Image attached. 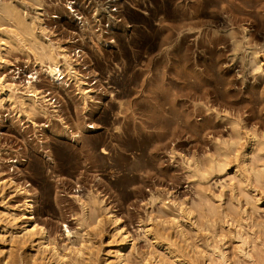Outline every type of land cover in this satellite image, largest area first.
<instances>
[{
  "label": "rangeland",
  "instance_id": "rangeland-1",
  "mask_svg": "<svg viewBox=\"0 0 264 264\" xmlns=\"http://www.w3.org/2000/svg\"><path fill=\"white\" fill-rule=\"evenodd\" d=\"M67 1L41 0L43 18L53 44L80 58L76 68L91 98L82 100L66 76L60 94L49 95L60 102L53 123L31 113L39 127L10 103L0 105V178L13 176L34 192L33 215L59 246V256L21 248L16 264H61L63 254L69 264H116L113 229L108 221L96 227L94 196L129 230V264H177L147 227L170 236L184 264H224L212 250L217 245L226 264H264V181L248 173L264 163V70L255 71L253 63L254 56L264 62V0H121L116 16L122 26L112 30L111 47L81 35L82 18H69ZM71 1L80 17H92L86 0ZM18 43L0 53L7 60L0 61V75L24 84L33 74L48 92L52 79L41 67L35 73L33 49ZM78 119L96 128L72 141L64 126L75 130ZM225 153L224 170L209 168ZM22 204L23 195L10 188L0 197V209L19 216ZM83 228L89 234L80 256L65 248L82 242ZM240 235L251 241L244 246L254 259L238 253ZM4 244L0 264L10 250Z\"/></svg>",
  "mask_w": 264,
  "mask_h": 264
},
{
  "label": "bare ground",
  "instance_id": "bare-ground-1",
  "mask_svg": "<svg viewBox=\"0 0 264 264\" xmlns=\"http://www.w3.org/2000/svg\"><path fill=\"white\" fill-rule=\"evenodd\" d=\"M86 1L88 4L86 7L90 8L93 11L92 17L89 16L85 17V15H84L85 18L80 17L79 12L77 11L78 8H74L75 5H73L74 3H76V1H71V0L67 1V5L71 9H69V7H66L68 8L69 11L65 10V12L67 13L70 19L78 20L79 18H82L81 21L79 22V28L81 31V35L83 37L86 35V33H89L91 36H94L96 38V44L99 45V47L100 45L103 44L106 45L108 42H106V40L104 39L101 33H98L96 31L94 23L97 24L101 22L103 17H109V21L111 22L109 26L111 27L112 30L121 27L122 24L119 23L120 21L119 19L117 20V16L112 14V12H110L111 10H109V7L105 0H86ZM43 9L44 8L41 3V0L0 1V53L4 51V46L6 47H8V45L15 46L18 42L30 44L28 46L33 49V53L35 55L34 56L35 61L33 62L35 68L33 70L35 71V73H38V68L41 67L40 70L45 71L48 74V76L52 79V86L50 87V90L47 92V90L39 89L36 86L34 82L37 81V76L36 79L34 80L35 77L33 74L29 76V78H32L33 80H28L24 84L12 83L13 81L9 82L6 78V75L4 74L0 75V105L3 106L7 103H10L12 106L16 107L14 109H16L17 113H20L19 116H21V114L27 116L28 120H30V122L35 127H39L40 124H38L37 122L31 119V116L34 114V112L41 113L43 116L48 118L47 121L53 123V118L56 115L55 113L56 112L58 113L57 107L59 105L53 104L51 102L52 97H49V95L53 93L60 94V88L62 89V87L64 88V85H67L66 84L67 81L65 82L64 80L66 76L68 79H73L75 81L79 92L78 94L81 95V97L83 98L82 100H84L85 102L88 97L91 98L89 93L92 91V89L86 88L88 86L85 85H88L89 82L87 80H84L83 78L84 74H82L76 68V65L78 63L75 62L76 61L78 62L80 58L77 57L73 59L72 56L69 54L70 52L68 53L67 48L62 47L61 45H57V46L54 45L50 37H48V29L47 26L45 25V21L43 18L45 16L44 13L46 11L44 9L45 11L44 12ZM5 22H8L9 24L11 23L10 25H12L13 28L9 29L7 27L6 28L3 27ZM84 38L81 37V41ZM78 41L79 39L75 41L70 40V43L74 44L75 42L78 43ZM97 47L98 46H96V48ZM80 56H82V54ZM2 59L3 58L0 57V61H2L1 63L4 64L5 61L7 62V60L4 59L2 60ZM253 63H254L255 71L264 70V62L260 61L257 56H254ZM44 125L47 127L50 126V124H44ZM95 128H96L95 125H93L92 123L89 124L86 123L84 119L83 120L78 119L75 130L71 129L69 125H65L63 131L65 134H67L70 137L72 141H76L79 137L82 136V134L83 135L85 134L87 129H95ZM101 151L103 153H107V151L104 149H101ZM247 155H248L247 153L244 154V161H243L244 165H247L248 162ZM227 160H228V155L227 153H225L222 161L220 162L211 161L212 164L209 168L222 171V169L224 170L225 166L227 165V162L229 161ZM248 169H247L249 171L248 173H252L255 175V181L258 184L261 182L263 183L264 163L260 165L259 168L257 169L252 167ZM198 173H200L202 176L206 172L198 171ZM241 181L242 183L250 182L249 178L243 174L241 175ZM9 188L12 189L14 193L16 194L19 193L23 195V204L20 206H23L24 212H22L21 215L19 216L18 214L11 213L6 209H0V219L6 221L4 222V225L2 227L3 230L0 231V244H1L0 253L3 254L2 252L5 251L4 243L7 241H8V247L10 249L9 252L7 251L8 253L7 256L4 255L5 258L3 259L5 260V262L7 261L5 264H8V261H11V263L12 261H14L13 264H16L19 261L18 259H20L19 258L20 256L17 252L24 247H28L29 250L36 248L38 249L39 252L42 251L43 254L44 252L46 253L48 251L51 252L53 255L59 256L58 243L56 242L55 239H50L48 237V233L44 225L39 223L36 220L35 215H33V208L35 201L34 192H31L28 188H26V186L20 185L13 176H8V178L6 179L0 178V197L2 196L5 197V191ZM80 196L81 195L72 194V197H75L77 201L84 204L83 199H81ZM93 198H94L93 199L94 211L97 215V218L95 220L96 227L97 226L99 227L100 224L102 225L104 221L105 222L108 221V223L113 229V235L111 234L112 240L110 242L115 245L114 250L112 252L116 264H129L128 259L126 257L128 245H130V241H131V235L129 230L125 228V225L123 224L121 218L114 212V210H111L106 206H101L103 203V199H98L95 196ZM187 212H188L187 214L193 215L192 209H188ZM87 215L88 214L83 212L82 220L80 221L82 225L85 221H87L86 220V218L88 217ZM176 217L177 216L175 215L172 218L173 221L172 223L175 225L178 224V220H176L177 219ZM19 218H22L23 220L25 219L23 225L19 224L18 222ZM213 223L214 222H212V225H214ZM5 228H7V230L4 231ZM85 229L86 228L80 229V232L83 236L82 242H79L78 245L72 242L70 245L69 244L66 245L65 249H68L72 253H76L80 256L84 254L83 251L84 248L86 247L84 241H85V237H87L89 234V232ZM9 231H10L9 237L4 238L5 233ZM145 231L150 236L153 243H155L162 250L166 251L171 255V258L175 263L184 264L181 260L182 258H180V254L177 252L176 248L174 247V243L171 241L172 239L170 240V238H168L170 236L166 237L159 229L157 230L156 228L154 229L152 227H147ZM65 232L67 237L70 239V237H72L71 235L72 232L70 229H68V225H65ZM180 233L183 234V231L181 229H180ZM239 239L241 240L242 246H240V248L238 249V253L242 254V256L244 257L254 259L250 251L247 250L246 247L244 246L245 244H247L250 247L251 241L247 240V238H244L241 235L239 236ZM86 240H89V238L88 239L86 238ZM212 250L213 252H216L218 254V256L222 259L224 264L227 263V255L224 249H222L220 246L217 245L214 246ZM70 251L68 252L71 253ZM29 255H30L29 258L32 260L39 259L38 257H36L37 256L36 254L31 253ZM60 257H61L60 261L62 260L61 264H69V261L65 258L67 257L66 254H63ZM90 261L92 260L90 259ZM111 262H108L107 264H111ZM255 262H253V264H255ZM259 262H260V257H259ZM257 264H261V263H258L257 261Z\"/></svg>",
  "mask_w": 264,
  "mask_h": 264
},
{
  "label": "built area",
  "instance_id": "built-area-1",
  "mask_svg": "<svg viewBox=\"0 0 264 264\" xmlns=\"http://www.w3.org/2000/svg\"><path fill=\"white\" fill-rule=\"evenodd\" d=\"M105 1L107 2V5L109 7V10H111L110 12H112V14L116 15L117 13L120 12L119 11V3L121 2V0H105ZM69 9H71V8L69 7ZM109 24H110V21L108 20V17L103 18L101 20V22H99V23L96 24L95 29L97 30L98 33H101L103 35V37L105 38V40L109 43V45L111 47V45L116 42V33L117 32L116 31H112V29L109 26ZM105 46H108V45H105ZM80 53H82V51ZM89 76H93L94 79L97 78L94 75H89ZM88 79H90V77ZM52 103L53 104H60V102L58 101V99L55 98V97L52 98Z\"/></svg>",
  "mask_w": 264,
  "mask_h": 264
}]
</instances>
